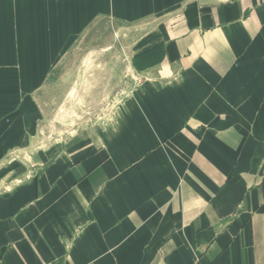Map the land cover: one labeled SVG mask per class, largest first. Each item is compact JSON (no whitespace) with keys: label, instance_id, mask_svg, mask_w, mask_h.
<instances>
[{"label":"crops","instance_id":"crops-1","mask_svg":"<svg viewBox=\"0 0 264 264\" xmlns=\"http://www.w3.org/2000/svg\"><path fill=\"white\" fill-rule=\"evenodd\" d=\"M103 17L147 29L140 81L47 145L48 78ZM0 264H264V0H0Z\"/></svg>","mask_w":264,"mask_h":264},{"label":"rangeland","instance_id":"rangeland-1","mask_svg":"<svg viewBox=\"0 0 264 264\" xmlns=\"http://www.w3.org/2000/svg\"><path fill=\"white\" fill-rule=\"evenodd\" d=\"M146 31L103 17L78 36L42 96L49 117L45 144L63 146L79 131L108 122L140 81L129 60Z\"/></svg>","mask_w":264,"mask_h":264}]
</instances>
